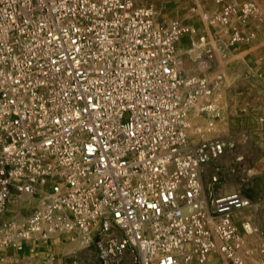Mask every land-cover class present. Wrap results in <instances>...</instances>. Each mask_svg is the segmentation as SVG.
I'll return each instance as SVG.
<instances>
[{"label":"built area","instance_id":"obj_1","mask_svg":"<svg viewBox=\"0 0 264 264\" xmlns=\"http://www.w3.org/2000/svg\"><path fill=\"white\" fill-rule=\"evenodd\" d=\"M215 3L202 17L230 43L254 37L229 26L234 15L261 21L255 2ZM188 29L145 0H0V263L33 235L65 232L97 264L204 262L213 251L245 264L232 214L252 201L203 178L232 144L187 133L192 110L219 114L203 99L214 84L180 71ZM13 192L39 194L21 223L2 220Z\"/></svg>","mask_w":264,"mask_h":264},{"label":"rangeland","instance_id":"obj_2","mask_svg":"<svg viewBox=\"0 0 264 264\" xmlns=\"http://www.w3.org/2000/svg\"><path fill=\"white\" fill-rule=\"evenodd\" d=\"M145 1L155 5L158 17L176 19L189 28L177 42L176 56L182 64V74L198 75L214 84L203 99L212 101L219 114L211 116L192 110L187 133L191 141L216 137L226 145L232 144L222 156L208 163L211 166L205 169L203 178L208 183L215 174L222 181L223 192L237 190L252 201V206L244 210L247 220L240 221L237 228L243 240L245 264H257L264 245V0H225L236 5L253 1L261 10V21L248 18L243 22L235 15L230 18L229 29L236 26L241 32H255L250 41L233 43L212 17H202L204 13L212 16L218 9L215 0ZM191 127L195 128L193 133ZM220 186L217 184L218 190ZM38 203V193L13 192L2 220L21 223ZM6 253L8 264H64L69 260L97 264L93 246L81 244L75 233L57 232L46 241L33 235L23 241L20 250L10 248ZM177 264H226V260L213 251L204 262L192 258Z\"/></svg>","mask_w":264,"mask_h":264},{"label":"crops","instance_id":"obj_3","mask_svg":"<svg viewBox=\"0 0 264 264\" xmlns=\"http://www.w3.org/2000/svg\"><path fill=\"white\" fill-rule=\"evenodd\" d=\"M209 166H211L210 164H207V166H206V168L207 167H209ZM205 168V169H206ZM217 184H220L221 186H220V189L218 190V188H217ZM216 190L218 191V192H223V191H225V190H223L224 189V186H223V184H222V181H218L217 183H216ZM244 210H247V209H244ZM244 210H241V211H238V212H234L233 214H232V218H233V221L235 222V224H236V226H240V221H245V220H247V218H246V213H247V211H244ZM236 215V220L234 219V216ZM6 251L7 250H3L2 252H5L6 253ZM10 262V259L8 258L7 260H5V262H1L0 264H8Z\"/></svg>","mask_w":264,"mask_h":264},{"label":"bare ground","instance_id":"obj_4","mask_svg":"<svg viewBox=\"0 0 264 264\" xmlns=\"http://www.w3.org/2000/svg\"><path fill=\"white\" fill-rule=\"evenodd\" d=\"M200 38H201V37H200ZM200 45H201V44H198L197 46L200 47ZM181 65H182V64H181ZM181 65H180V62H179V67H180ZM196 127H197V126H196ZM206 128H207V127H206ZM190 129H191V130H190L191 133H193V131H195V130H194V129H195L194 127H191ZM212 129H213V127H212ZM196 131H198V129H196ZM189 134H190V133H189ZM246 230H247V229H246Z\"/></svg>","mask_w":264,"mask_h":264}]
</instances>
